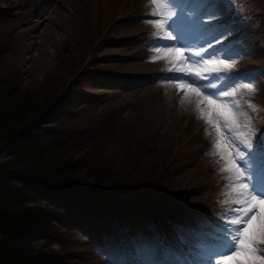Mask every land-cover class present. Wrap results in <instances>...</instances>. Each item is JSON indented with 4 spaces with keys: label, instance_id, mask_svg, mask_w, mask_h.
I'll list each match as a JSON object with an SVG mask.
<instances>
[{
    "label": "rangeland",
    "instance_id": "obj_1",
    "mask_svg": "<svg viewBox=\"0 0 264 264\" xmlns=\"http://www.w3.org/2000/svg\"><path fill=\"white\" fill-rule=\"evenodd\" d=\"M108 1L0 0V34L7 35L0 43L8 42L0 46V71L10 66L12 59L15 61L19 68L12 75L14 82L24 86L23 89L30 86L27 92L21 94L37 90L39 97L42 94L47 96L48 91L41 93L36 89L38 85L47 90L48 86H54L56 94L66 87L71 91V86L94 92L86 94L79 108L88 121L98 118L99 122L114 128L99 141L106 155L111 152V156L125 168L128 161L134 158L136 164L129 173L138 176L136 174L142 172L139 177L144 174L158 175L163 180L164 196L173 194L179 188L190 189V186L195 188L193 190L199 187L211 195L216 187L213 182L205 183L207 180L201 173L200 165L202 161H207L201 151L204 146L201 135L215 131H204V120L198 118L201 113L196 107L197 95L191 89L178 90L175 77L180 73L169 70L177 67L190 70L187 63H180L174 52L166 51L180 45L175 40L161 39L153 25L155 38H159L161 43L152 46V40L147 46H141L145 26L152 25L150 20L160 17L142 15L143 24L139 18L143 0H125V3L121 0L119 10L103 6ZM249 3L259 12L264 27V0H249ZM116 6L119 4L116 3ZM171 10L178 17L189 20L184 13ZM197 12V7L192 8L190 14ZM87 14L97 15L94 25H88ZM182 28L188 32L184 34L185 41L190 45L186 51H199L201 35L197 29L185 24L180 26V30ZM179 42L184 43V40ZM239 51L251 53L246 49ZM259 52L256 50L250 59L264 55V50ZM261 60L259 63L263 64L264 57ZM245 63L244 58L238 62L239 66ZM63 74L66 75L63 77ZM79 75L87 76L91 82L83 81ZM248 75L250 73L240 76V80L233 75V79L237 84L253 83L257 90L251 93L264 102V82L256 76L247 80L245 76ZM76 76L78 80L71 81L70 78ZM122 77L135 78L126 81ZM111 78H116V81L112 82ZM200 83L203 85L208 81ZM212 83L223 84L225 81L215 80ZM232 83L228 80L225 88L228 89ZM204 110H207L206 106ZM163 199L166 200L165 197ZM171 199L179 202L178 196ZM129 210L128 204L117 203L111 212ZM109 216L107 213L100 214L101 219ZM89 217L93 215L88 214L83 220L67 226L68 233H63L61 240L56 239L48 249L38 248L39 251H55L61 255L60 259L44 264H63L65 255L71 256L67 259L69 264H118L112 258L109 262V257L97 260L86 255L93 249L82 240L88 232L79 225ZM43 239L37 235L27 241L33 243L34 249L49 246ZM226 244L224 254L231 255L229 241ZM61 246L62 249H59Z\"/></svg>",
    "mask_w": 264,
    "mask_h": 264
},
{
    "label": "trees",
    "instance_id": "obj_2",
    "mask_svg": "<svg viewBox=\"0 0 264 264\" xmlns=\"http://www.w3.org/2000/svg\"><path fill=\"white\" fill-rule=\"evenodd\" d=\"M105 6L119 10L122 2L109 0ZM96 16L87 14L88 25L95 24ZM5 36L1 33L0 40ZM241 40H256L264 46L262 23L247 30ZM3 43L8 42L0 46ZM263 57L262 54L260 58ZM10 62V66L0 71V264H44L60 259L61 255L55 251H39L50 246L34 249L27 240L35 234L44 235L47 245L61 240L63 233L67 234V226L87 216L86 209L110 214L109 224L122 222L118 233H110L119 242L131 245L135 239L145 241L151 237L156 242L158 233H166V227L171 229L169 217L188 214L198 217L202 226L210 221L213 211L197 208L195 203L206 198V192L199 187L193 190L190 186L188 192L193 191L194 195L187 199L184 208L180 201H172V194L164 196L163 180L158 175L139 177L142 172L131 175L129 171L136 164L134 158L125 168L111 152L104 153L99 141L114 128L98 118L88 121L79 108L86 94L94 92L71 86V91L66 87L56 94L54 86H48L47 90L38 85L36 89L41 93L48 91L47 96L39 97L37 90L21 94L30 86L23 89L17 82L20 74L17 83L14 82L12 75L19 66L13 59ZM79 77L88 81L84 75ZM70 79L78 80L77 76ZM250 102L256 125L260 127L258 137L264 130V102L257 98ZM258 143L264 150V138ZM263 150L260 152L264 155ZM200 167L205 183L213 182L214 192H218L221 169L213 159L202 161ZM114 201L128 204L130 210L112 214L111 209L117 204ZM152 201L156 202L153 207ZM259 247L264 249V244ZM64 257L63 264H69L67 259L71 256Z\"/></svg>",
    "mask_w": 264,
    "mask_h": 264
},
{
    "label": "snow or ice",
    "instance_id": "obj_3",
    "mask_svg": "<svg viewBox=\"0 0 264 264\" xmlns=\"http://www.w3.org/2000/svg\"><path fill=\"white\" fill-rule=\"evenodd\" d=\"M150 2L159 8L152 15L158 16L160 19L150 20V23L157 28L156 35L161 39L175 40L180 46L167 48L166 51L174 52L180 58V63L189 65L190 70H183L179 67L169 69L180 73L175 77L177 89H191L197 95L196 107L197 111L201 113L198 118L204 120L206 125L204 131L207 133L214 130L216 133L210 147L220 154L221 160L225 161V168L221 171L231 173L227 180L234 188L238 186L241 189L238 193L240 203L233 210L235 218L229 221L231 225L238 226L232 240L229 241L228 251L231 252V255L224 253H220V255L225 260L235 261L237 264H264V254H261L264 249L259 247L264 244V187H259L251 177V173L255 169L252 133L250 128L247 132L240 131L242 126L236 122L240 115V105L234 99L240 89L250 92L257 89L251 82L237 84L233 76L227 75L228 69L231 67L226 62L227 58L211 59L224 47V44L217 47L213 41L218 40L229 31L227 25L216 23V20L219 19L218 13L208 12V22H203L200 19L186 20L183 17H178L171 10V0H164L163 3L161 0H150ZM209 7H211V3H209ZM162 13H166V15H162ZM182 24L190 25L201 32L199 51H186L190 45L185 41L184 33L180 30ZM181 39L184 40V43L179 42ZM204 45L208 47L205 48ZM156 51L159 52L160 49L157 48ZM193 57L198 59L194 60ZM196 69H204V71ZM215 80H224L225 83H212ZM228 80H232L233 83L226 89L225 84ZM201 81H208V83L202 85ZM205 106L206 111L204 110ZM248 107L252 108L251 103L248 104ZM261 138H264V130H261L257 141L259 142ZM240 145L246 151H242ZM261 159L264 160V157ZM187 244L184 230L179 229L175 242L166 249L168 258L159 262H149V264H198L197 259L192 257L190 250L186 247ZM216 264H220V261L218 260Z\"/></svg>",
    "mask_w": 264,
    "mask_h": 264
}]
</instances>
